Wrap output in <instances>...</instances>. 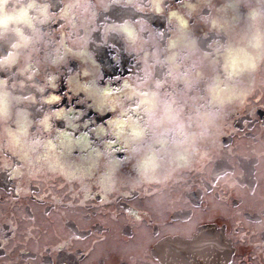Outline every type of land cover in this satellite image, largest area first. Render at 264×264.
Listing matches in <instances>:
<instances>
[{"label":"flooded vegetation","instance_id":"1","mask_svg":"<svg viewBox=\"0 0 264 264\" xmlns=\"http://www.w3.org/2000/svg\"><path fill=\"white\" fill-rule=\"evenodd\" d=\"M0 5V264H165L155 242L206 213L239 214L220 222L231 262L264 264V2L237 27L213 0ZM175 166L195 173L168 184ZM129 171L160 186L122 194Z\"/></svg>","mask_w":264,"mask_h":264},{"label":"rangeland","instance_id":"2","mask_svg":"<svg viewBox=\"0 0 264 264\" xmlns=\"http://www.w3.org/2000/svg\"><path fill=\"white\" fill-rule=\"evenodd\" d=\"M217 0H213V5H214V7L212 8V14H213V17H215L216 18V16H217V14L219 13V11H216V7H217V2H216ZM243 1H246L247 2V4H248V19H249V15H251L252 14V11H253V9H256V8H258V7H256L255 5H254V3H261V2H264V0H232V2L231 1H227V0H225V2L227 3V4H229V3H231V5L230 6H226V9L224 10V11H221L220 12V15L222 14V15H225V16H229V13L232 15V16H230L229 17V19H224V22L225 23H229V24H231V26H239V24H240V21H241V12H240V10H239V4H241V2H243ZM170 2H167V5L169 4ZM184 11H186V12H184L185 13V17L187 16V14L188 13H190L191 11H192V13H194L195 14V12H196V10H192V9H188V10H184ZM220 15H218L217 16V18L218 19H220ZM264 18V13L263 12H260V16H259V20H261V19H263ZM152 19H154V17H152ZM250 21H252V20H250ZM253 22V21H252ZM241 23H242V21H241ZM228 32H229V28H225ZM176 39L172 42V43H170V49H173L174 48V46H175V42H176V40L178 39V37H179V34H180V31H176ZM189 34V36H191V37H193V35L195 36L196 35V28H194V27H191V32H189L188 33ZM185 42H186V40H185ZM204 66V65H203ZM50 67H52V68H55V67H57V65H55V64H51L50 65ZM109 67V66H108ZM94 69H92L91 71H93ZM90 71V72H91ZM90 72H88V75L87 76H91V73ZM97 75H98V72H97V74H96V76H91L93 79H92V81H95L96 83H103L104 82V80L106 79V78H110V79H112L111 77H106V76H99V77H97ZM80 78H86V76H84V77H80ZM12 89H14V90H16V88H9V94H10V96H11V98L15 101L16 100V96H13L12 95ZM125 91V90H124ZM251 94V91H247V94H243L245 97H247V96H249ZM240 100H241V98H240ZM241 102H243V99H242V101ZM12 101L9 103V105H12ZM232 110H234V108H231ZM236 110H239V108L238 107H236ZM157 111V110H156ZM233 111H231L230 113H232ZM230 113H229V115H230ZM159 124V122H157L156 123V125H158ZM211 131H217V132H222L223 130H221L219 127H215V129L214 128H212V130ZM210 143V145L212 146V147H214L215 146V144H212L211 142H209ZM104 145V144H103ZM178 153L179 152H185V154H186V152H187V150H188V145H180L179 147H178ZM200 153H204L203 151H201ZM33 156V155H32ZM214 156H216V161L217 162H219V163H221V164H223V160H221L220 158H219V156H218V151H216V150H213V157ZM182 157H184V156H182ZM188 166H191V165H194V163L193 162H189L188 164H187ZM157 165L155 164V167H156ZM170 166V165H169ZM169 170H171V169H169ZM130 172V175H132V177H134L135 178V180H136V182L137 183H135L134 181H133V179L131 178V177H129V176H121L120 177V183H121V187H120V191H121V193L122 194H128L129 193V190L128 189H139V190H141V192H142V198L139 200V202H142V201H144L145 199H148L149 197H147V195L145 194V190H146V188L147 187H149V188H151L152 189V191H154L157 187H159L160 186V183L158 182V183H149V182H147V181H145V180H143V179H141L140 177H135V176H137L136 174H134L132 171H129ZM195 173V171H193V170H190V171H184L182 168H180V167H178V166H175L174 168H172V171H170V174H169V179H167V183L168 184H171L172 182H176L179 178H183V179H187V177H188V175H193ZM186 174V175H185ZM190 179V178H189ZM132 193V192H131ZM137 193H138V195H139V192L137 191ZM158 193H160V192H158ZM162 193H166L165 192V188L164 189H162ZM155 194H157V193H155ZM155 194H153V195H155ZM140 196H138V198H139ZM247 198V195H245V199ZM249 200H251L252 199V197L250 196L249 198H248ZM132 200V199H131ZM151 203L153 204V203H155V202H161L162 200H163V195H162V200L158 197V196H156V197H152L151 199ZM165 203V202H164ZM229 204V203H228ZM227 203L225 204V203H218V206H216L215 208H216V210H218L219 212H225V211H227L228 209H229V211H231V210H234L233 208H231V206H229ZM250 205V204H249ZM243 206H244V204H243ZM235 211V210H234ZM213 215L214 214H210V213H206V214H203L202 216H206L207 218L206 219H204V220H202L201 222H199V223H197V224H195V226H194V228H193V230L191 231V233L188 235V236H190L195 230H197V227L200 225V226H207V225H212V226H215V227H221L222 228V226H221V223L220 222H226V220H231L232 218H235V217H237V216H239V214H233V216L231 217V218H224L223 219V217L222 216H218V215H216V216H214L213 217ZM196 217V216H195ZM240 217H241V215H240ZM180 219H175L174 221H169L166 225H163L162 227H161V229L162 230H167V231H170V230H172V229H177V227L178 228H183L184 229V227L180 224V223H178V221H179ZM181 221V220H180ZM184 222H185V220H184ZM190 222V221H189ZM193 222V220L190 222V226H191V223ZM218 222V223H217ZM222 230V233H223V235H228V234H226V232H225V229H221ZM172 235H176V234H165V235H163L161 238H159L156 242H155V244L153 245V251H151V253L152 254H156V251L157 250H155L156 249V244L158 243V241H160V240H163L166 236H172ZM111 239H113V236H111V235H109V238L108 239H106V243H108V242H110L111 241ZM169 239V238H168ZM143 241L144 240H141L140 239V241L138 240V238L136 237L135 239H131V243L136 247L137 245H140V244H142L143 243ZM105 243V244H106ZM162 245V244H161ZM121 246H124V245H121ZM133 246V247H134ZM134 247V248H135ZM131 248V247H130ZM126 249V248H125ZM156 256H157V254H156ZM170 255L168 254V251L166 252V251H163V254H161L160 255V257L161 258H159L158 256V258L159 259H162L163 261H164V263L165 264H170V262H169V259H170V257H169ZM210 263V261L209 262H207L206 264H209Z\"/></svg>","mask_w":264,"mask_h":264},{"label":"water","instance_id":"3","mask_svg":"<svg viewBox=\"0 0 264 264\" xmlns=\"http://www.w3.org/2000/svg\"><path fill=\"white\" fill-rule=\"evenodd\" d=\"M156 246L155 250H157L156 254L159 258L163 251H168V254H188L190 259L199 260L201 264H206L209 261V264H231L229 262L231 251L229 240L223 235L220 227L212 225H199L190 236H166L163 240L158 241ZM210 250L215 254L207 258V252ZM197 252L200 253V256L195 255ZM202 254L205 255L202 256ZM203 258L206 259V262H202Z\"/></svg>","mask_w":264,"mask_h":264},{"label":"bare ground","instance_id":"4","mask_svg":"<svg viewBox=\"0 0 264 264\" xmlns=\"http://www.w3.org/2000/svg\"><path fill=\"white\" fill-rule=\"evenodd\" d=\"M214 254H215V253L212 252V251L210 250L209 252H207V255H208L207 258H208V257H211V256L214 255ZM203 259H204V258H203Z\"/></svg>","mask_w":264,"mask_h":264},{"label":"clouds","instance_id":"5","mask_svg":"<svg viewBox=\"0 0 264 264\" xmlns=\"http://www.w3.org/2000/svg\"><path fill=\"white\" fill-rule=\"evenodd\" d=\"M4 3L6 4L7 3V0H4ZM0 6H2V5H0ZM21 15H23V13H21Z\"/></svg>","mask_w":264,"mask_h":264}]
</instances>
